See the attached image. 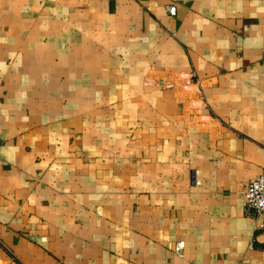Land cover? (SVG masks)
I'll return each instance as SVG.
<instances>
[{"label": "crops", "instance_id": "crops-1", "mask_svg": "<svg viewBox=\"0 0 264 264\" xmlns=\"http://www.w3.org/2000/svg\"><path fill=\"white\" fill-rule=\"evenodd\" d=\"M259 175L264 0H0V264H264Z\"/></svg>", "mask_w": 264, "mask_h": 264}, {"label": "built area", "instance_id": "built-area-1", "mask_svg": "<svg viewBox=\"0 0 264 264\" xmlns=\"http://www.w3.org/2000/svg\"><path fill=\"white\" fill-rule=\"evenodd\" d=\"M167 13L174 16L175 6H167ZM245 208L260 218L257 229L264 232V175H259L252 179L244 191ZM184 243L178 242L175 251L180 252Z\"/></svg>", "mask_w": 264, "mask_h": 264}]
</instances>
